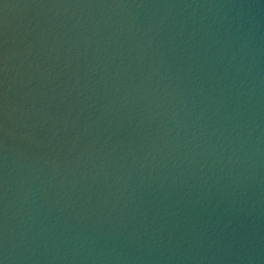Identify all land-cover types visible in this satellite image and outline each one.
I'll list each match as a JSON object with an SVG mask.
<instances>
[{
    "label": "water",
    "instance_id": "obj_1",
    "mask_svg": "<svg viewBox=\"0 0 264 264\" xmlns=\"http://www.w3.org/2000/svg\"><path fill=\"white\" fill-rule=\"evenodd\" d=\"M0 264H264V0H0Z\"/></svg>",
    "mask_w": 264,
    "mask_h": 264
}]
</instances>
